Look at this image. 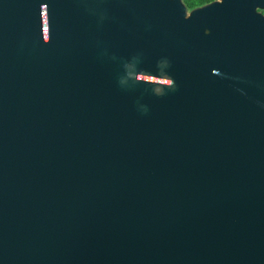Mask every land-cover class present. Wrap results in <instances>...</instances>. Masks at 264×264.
Returning <instances> with one entry per match:
<instances>
[{"label": "water", "instance_id": "95a60500", "mask_svg": "<svg viewBox=\"0 0 264 264\" xmlns=\"http://www.w3.org/2000/svg\"><path fill=\"white\" fill-rule=\"evenodd\" d=\"M0 264H264V17L0 0Z\"/></svg>", "mask_w": 264, "mask_h": 264}, {"label": "flooded vegetation", "instance_id": "af4514ba", "mask_svg": "<svg viewBox=\"0 0 264 264\" xmlns=\"http://www.w3.org/2000/svg\"><path fill=\"white\" fill-rule=\"evenodd\" d=\"M187 9L197 8L204 5L221 6L240 12H252L264 17V0H179Z\"/></svg>", "mask_w": 264, "mask_h": 264}]
</instances>
